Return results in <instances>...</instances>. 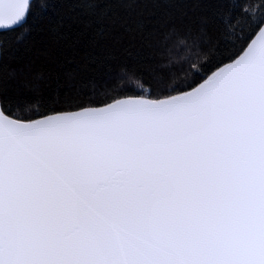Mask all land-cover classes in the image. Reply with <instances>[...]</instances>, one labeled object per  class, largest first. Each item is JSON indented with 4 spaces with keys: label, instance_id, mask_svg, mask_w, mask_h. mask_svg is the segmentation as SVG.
Masks as SVG:
<instances>
[{
    "label": "snow or ice",
    "instance_id": "6c2138e0",
    "mask_svg": "<svg viewBox=\"0 0 264 264\" xmlns=\"http://www.w3.org/2000/svg\"><path fill=\"white\" fill-rule=\"evenodd\" d=\"M0 264H264V0H0Z\"/></svg>",
    "mask_w": 264,
    "mask_h": 264
},
{
    "label": "trees",
    "instance_id": "16d2710c",
    "mask_svg": "<svg viewBox=\"0 0 264 264\" xmlns=\"http://www.w3.org/2000/svg\"><path fill=\"white\" fill-rule=\"evenodd\" d=\"M182 7L184 6L176 4L172 6L171 10L176 12L178 15L179 10L182 9ZM166 10H168V6L163 4H161L158 8L150 3L147 5V7L141 5L135 12L128 16V23L129 25H134L137 21H143L145 24L151 27L158 18L164 15ZM36 47L37 50L32 57L33 62L31 63V69L33 71H42L45 73V75H47L49 72L66 71L90 74L95 67L94 65L88 64L90 50L81 49L79 51H72L71 49H67L64 51L63 55L58 56L57 63L53 62L48 56L42 54L45 47H50L48 41H44L42 44H38ZM149 51L150 50L148 48L142 46V42L139 37L128 35L125 36V43L117 54L121 57H127L129 55L147 56ZM60 65H64V67H61Z\"/></svg>",
    "mask_w": 264,
    "mask_h": 264
}]
</instances>
